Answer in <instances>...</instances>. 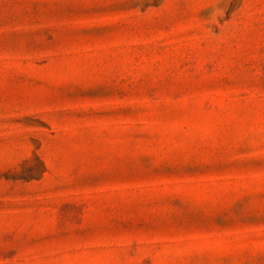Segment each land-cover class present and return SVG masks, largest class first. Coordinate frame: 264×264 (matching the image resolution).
Listing matches in <instances>:
<instances>
[{
    "label": "rangeland",
    "instance_id": "rangeland-1",
    "mask_svg": "<svg viewBox=\"0 0 264 264\" xmlns=\"http://www.w3.org/2000/svg\"><path fill=\"white\" fill-rule=\"evenodd\" d=\"M0 264H264V0H0Z\"/></svg>",
    "mask_w": 264,
    "mask_h": 264
}]
</instances>
